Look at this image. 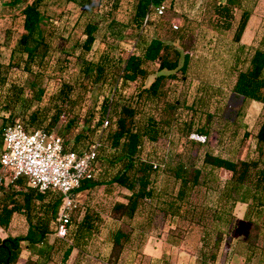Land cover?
Returning a JSON list of instances; mask_svg holds the SVG:
<instances>
[{"label":"trees","instance_id":"16d2710c","mask_svg":"<svg viewBox=\"0 0 264 264\" xmlns=\"http://www.w3.org/2000/svg\"><path fill=\"white\" fill-rule=\"evenodd\" d=\"M68 1L91 11L101 0ZM163 1L135 0L129 26L134 40L130 45L123 43L121 46V50L127 52L125 56L114 57L105 47L97 58L88 59L86 55L98 39L100 25L87 20L81 32L82 37H78L71 46L77 51L76 58L80 62L78 78L73 83L63 82L55 93L48 96L47 103L42 104L45 89L38 74H35L37 79L34 78L29 84L28 94L16 82L8 83L6 76H0V100L3 109L8 112L0 123V153L3 148V129L12 122L16 108L17 112L27 114L22 121L27 130L44 129L60 136L65 150L81 153L91 143L98 142L96 178L83 181L77 191L103 184H113L128 190L126 202H114L112 217L132 221L137 214L141 215L136 226L138 245L154 223L158 211L163 218L164 241L171 248L185 244L191 234L197 236V255L193 263L224 264L225 259L220 254H226L229 250L233 251L231 261H236L238 254L227 238L230 237L235 217L234 208L241 203L246 205L243 219L251 225L250 233L244 240L249 254L245 256L246 262L241 264H250L256 254L257 264H264V117L254 135V157L234 160L204 149L205 143L189 138L191 132L196 131L192 130L191 122L184 126L183 149L176 150L178 138H171L168 140L171 147L163 157L152 153L143 154L145 144L153 146L161 136L167 134L171 126L173 117L166 116V112L174 106L166 104L167 95L163 91L165 79H177V72L185 78L190 62L189 52L180 42L186 33L184 25L177 27L178 30L170 29L167 38L155 35L156 30L164 28L168 22L163 18L164 13L156 15L149 7ZM245 3L246 0H216L213 4V28L218 31L231 29L234 11L240 10L233 32V39L237 43L251 14ZM42 5L43 0H32L21 10V30L15 45L10 49L9 68L19 65V60H22L23 69L30 71L37 57L44 60L48 55L51 39L63 37L64 14L58 17L49 15L41 9ZM114 5L117 6L116 3ZM106 13L111 14V11ZM147 14L148 19L144 23ZM146 36L150 37L149 40H143ZM39 47H43L42 53L36 52ZM243 48V44H240L238 53ZM238 58L237 55L235 59ZM151 64H157V67L150 68ZM151 75L154 78L146 85ZM84 80L88 82V87L100 88L101 100L95 111L89 110L82 118L75 110L77 99L73 94L77 87L85 85ZM131 83L136 84L134 92L123 94L126 93L125 87ZM232 91L243 100L257 101L264 106L263 47L255 48L248 58V66L237 71ZM161 99L165 105L161 109L164 113L162 117L155 105ZM34 100L39 104L32 107ZM174 102L177 106L178 98ZM149 103L154 108L151 112H147ZM94 118L96 120L93 123ZM105 120L107 125L103 126ZM206 132L197 130L201 134ZM248 136L249 133L245 131L243 139ZM202 148L201 165L196 166L193 161L190 162V154ZM219 171L226 172L225 178L218 177ZM160 172L163 178L158 184ZM7 174L9 182H6ZM5 175L0 181V227L6 230L16 213L24 214L28 222L23 236L0 237V264H15L22 252V242L27 246L38 245L39 253H45L44 247L51 234L50 222L58 216L62 197L54 190L38 191L30 186L25 176L12 179L9 172ZM170 179L173 180L172 186L168 183ZM203 189L216 190L215 203L211 205L207 202L202 195ZM98 217L97 214L85 212L73 233L71 218L66 237L72 235V242L63 251V262L74 249L81 250V242L90 237ZM129 240L130 233L119 227L112 232L111 264H118L125 250L124 243ZM158 259L161 264H169V255L165 251L158 255Z\"/></svg>","mask_w":264,"mask_h":264},{"label":"rangeland","instance_id":"374dc122","mask_svg":"<svg viewBox=\"0 0 264 264\" xmlns=\"http://www.w3.org/2000/svg\"><path fill=\"white\" fill-rule=\"evenodd\" d=\"M31 1L0 0V76H6L8 83L16 82L24 88L25 94H28L29 84L34 78L37 79L35 74H38V79L45 89L42 104L47 103L48 96L55 93L63 82L73 83L77 80L80 62L76 58L77 51L71 46L78 37H82L81 32L87 20L90 19L100 25L98 39L86 55L88 59L97 58L101 49L105 47L114 57L127 55L125 50H121V46L123 43L130 45L134 40L129 26L135 0H101L100 3L94 5L91 11L83 10L82 6L68 0H43L41 9L47 14L55 17L64 14H62L63 20L65 19L63 37L51 39V49L48 55L44 60H39L37 57L32 62L30 71L23 69L22 60H19V65L9 68L7 63L10 49L15 45L21 30L19 14ZM115 3L116 7H114ZM214 3L216 0L163 1L165 5L163 18L168 23L164 28L157 29L155 35L167 38L170 29L178 30L173 27L174 24L178 28L184 25L186 33L180 42L189 52L190 62L185 78L177 72V79L167 78L164 81L163 91L167 95L166 104L170 103L174 106V108L167 109L166 116L173 117V119L166 135L161 136L153 146L145 144L144 155L152 153L154 156L163 157L167 154L169 146L171 147L168 142L171 138H178L176 150L183 149L184 126L191 122L192 130H196L195 132L198 129L207 131L203 134L206 137L205 141L201 142L206 144L204 149L234 160L255 156L254 135L264 117V106L257 101L243 100L241 96L232 91V86L237 71L248 66V58L255 48H264V0H246V8H249L251 14L239 43L234 41L233 32L240 10L234 11L231 29L218 31L213 28ZM108 10L111 14L106 13ZM149 38L146 36L143 40H149ZM240 44H243L244 48L238 53ZM30 45L33 43L30 42ZM36 52L42 53L43 47L37 48ZM237 55L239 58L236 60ZM156 67L157 64L150 65V68ZM153 78V75L149 76L145 84L148 85ZM83 83L85 85L77 87L73 94L77 99L75 110L82 118L88 114L89 110L95 111L101 100L98 86L88 87V82L85 80ZM135 87V83L128 84L125 87L126 93L123 94L134 92ZM176 98H178L177 106L174 105ZM163 99L155 104L160 110L159 116L161 117L164 114L161 109L165 106ZM37 104L39 102L34 100L32 107ZM146 107L147 112L154 109L152 103ZM3 108V102L0 100V123L1 118L8 115ZM17 110V108L14 110L12 121L15 119L24 121L27 114H21ZM95 120L94 118L93 123ZM245 131L249 133L247 139H243ZM204 149L192 151L190 162L193 161L196 166H200ZM5 176H7L6 182H9L8 174ZM225 176V171L218 172V177L225 178ZM161 178H163V173L160 172L158 184ZM172 182L173 180H168L169 186L173 185ZM209 186H212V183H209ZM128 195V190L113 184L97 185L77 191V203L71 217V232L73 233L85 212L99 216L94 222L90 237L81 242V250L74 249L66 262H63V251L68 244H71L72 235L63 239L56 237L55 220L50 222L51 234L48 244L44 247L45 253H39L38 245L27 246L25 242H22V252L15 264H29L30 262L34 264H111L112 232L117 227L130 233V240L124 243L125 250L121 253L118 264H161L158 255L162 251L169 255V264H195L193 261L197 255L195 248L197 236L191 234L185 244L178 248H171L164 241L165 229L161 212L155 213L154 223L138 245L136 226L141 220V215L137 214L132 221L112 217L114 202H126ZM202 195L211 205L217 200L216 190L203 189ZM245 208L246 205L241 203L234 208L235 217L230 229V237L227 238L231 246L236 249L238 259L231 261L232 250L226 254L222 252L220 257L225 259L224 264L246 262L245 256L249 253L244 240L250 233L251 225L243 219ZM27 228L28 222L25 215L16 213L6 230L0 227V237L23 236ZM152 246H156L154 249L158 253L152 252ZM157 246L160 247L159 251H157ZM257 256V254L254 256L250 264H257Z\"/></svg>","mask_w":264,"mask_h":264},{"label":"built area","instance_id":"2783aa9c","mask_svg":"<svg viewBox=\"0 0 264 264\" xmlns=\"http://www.w3.org/2000/svg\"><path fill=\"white\" fill-rule=\"evenodd\" d=\"M149 10L162 15L165 5H151ZM173 27L177 29V25ZM106 125L107 120L103 122V126ZM189 138L198 142L206 139L205 135L197 132H191ZM98 146V142L91 143L81 153L65 150L60 136L44 129L27 130L20 119H15L3 129L0 181L4 173L9 172L12 179L25 176L30 186L38 191L58 192L62 197V205L55 221L54 233L63 239L76 207L77 190L83 181L94 180L98 173L95 163Z\"/></svg>","mask_w":264,"mask_h":264},{"label":"crops","instance_id":"0c3cea01","mask_svg":"<svg viewBox=\"0 0 264 264\" xmlns=\"http://www.w3.org/2000/svg\"><path fill=\"white\" fill-rule=\"evenodd\" d=\"M154 248L156 249V246H152V247H151L153 253L155 252V249H154ZM159 248H160V247L157 246V251H159V250H158ZM153 249H154V250H153ZM155 253H158V252H155ZM161 253H162V252H160V254H161Z\"/></svg>","mask_w":264,"mask_h":264}]
</instances>
